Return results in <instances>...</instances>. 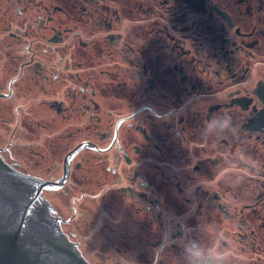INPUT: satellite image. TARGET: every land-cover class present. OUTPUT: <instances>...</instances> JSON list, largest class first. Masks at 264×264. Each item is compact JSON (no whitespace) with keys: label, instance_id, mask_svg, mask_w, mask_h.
Returning a JSON list of instances; mask_svg holds the SVG:
<instances>
[{"label":"flooded vegetation","instance_id":"1","mask_svg":"<svg viewBox=\"0 0 264 264\" xmlns=\"http://www.w3.org/2000/svg\"><path fill=\"white\" fill-rule=\"evenodd\" d=\"M2 128L1 154L25 175L35 150L10 146L39 145L41 181L78 146L50 185L78 248L90 232L76 218L105 214L112 235L130 229L127 242L156 246L151 228L162 232L149 261L131 264H245L235 230L217 225L235 187L239 204L264 185V0H0ZM96 250L104 264L120 258Z\"/></svg>","mask_w":264,"mask_h":264},{"label":"water","instance_id":"2","mask_svg":"<svg viewBox=\"0 0 264 264\" xmlns=\"http://www.w3.org/2000/svg\"><path fill=\"white\" fill-rule=\"evenodd\" d=\"M80 146V145H79ZM71 146L57 178L38 180L12 172L0 156V264H87L65 242L56 208H47L39 184H62Z\"/></svg>","mask_w":264,"mask_h":264},{"label":"rangeland","instance_id":"3","mask_svg":"<svg viewBox=\"0 0 264 264\" xmlns=\"http://www.w3.org/2000/svg\"><path fill=\"white\" fill-rule=\"evenodd\" d=\"M146 39H148L146 37ZM123 108V106H121ZM36 124L37 122H33V126L31 127V135L32 137H35V141H40L41 137L39 134V131L36 132ZM7 138V129L2 128L0 131V144H3L6 142ZM226 139V137H224ZM39 149V145L33 142L28 141V145H19L18 143L14 142L10 146L11 152L18 153L20 155L26 154L29 151L35 150V152H32L31 154H28L26 158V164L22 165V170H29L27 172H35L36 170V165L32 163V161H36L37 158V151ZM30 155V156H29ZM31 162V163H30ZM232 170H237L236 168H233ZM219 172H228V169L220 170L218 169ZM237 173V172H235ZM252 177H256L254 174ZM240 181H246V177L243 179H240ZM237 184V183H236ZM238 185H243L242 187L244 190L248 187L246 184H238ZM258 187L255 189L254 193L251 196H238L239 198V204L234 203L237 201V191L236 192V187L234 188V191L232 190L233 195L230 196L228 200H223L221 204L223 205V215L221 218L223 219V222L220 221V223L217 225V228L219 229V233H228L232 231V229L235 230L234 234V239H235V244L237 246H241L246 248V252L251 253L252 256L245 261V264H264V250L261 252H253L254 250H259L262 249V245L264 244V240L262 238L261 232H264V185L258 184ZM96 191L94 192L97 194L99 192V186L98 184L95 185ZM51 189L46 188L45 192L47 195H51L52 192H50ZM87 199L85 197L82 201ZM89 199H101L99 196L96 197H89ZM107 199H104L106 201ZM234 201V202H233ZM66 206H68V201L65 198ZM82 203V204H83ZM247 205L255 206L256 211H251L248 213V209L246 208ZM254 210V208L252 207ZM60 210H62L63 213H65L66 217H63L62 213L58 211V214L61 215L63 218H67L69 216V210L67 209L65 211L64 207H60ZM259 212L260 213V218L261 221L258 223L255 221V232L252 233L250 232L249 229V223L246 222V217L250 218L251 215L254 217L255 213ZM136 214V213H135ZM214 214H217L214 212ZM78 215V214H77ZM76 215V216H77ZM86 215V216H85ZM75 216V217H76ZM88 216L89 214H84L83 216H78L76 218L77 221H82V227L88 228L90 233L87 234H81L82 232H78L84 239L83 241V249H87V252L85 253V257L87 255L89 261L92 264H104L100 262L103 257L107 256V252H103L101 250H96L97 254H94L93 252L94 247L97 248H107L111 247L113 250V247H117V250L120 253V258L110 261V262H105L106 264H131L133 262H138V261H145L148 262L149 259L154 255V250L157 248L162 241V232L155 230L154 228H151L153 233L155 234L156 237V246H151L148 243H145V240L142 238V235L137 236V240L134 242H127L125 240V236L129 234L130 229L124 225L123 233L119 234L118 236H114L111 233L114 232L115 230L113 228H109V225L107 227L106 224V219L107 215L103 214L102 219L105 221L103 223H96L92 226H89V223L91 221H88ZM136 216H140L136 214ZM124 220L127 221V216L124 217ZM75 222V223H76ZM232 224V228L229 227V225L226 224ZM68 229H70V232L74 233L73 238L79 241L77 238H75L76 233L74 232L75 229L72 228V226H68ZM129 230V231H128ZM65 231V230H64ZM66 232V231H65ZM71 233V234H72ZM233 241L232 237L228 239V242L231 243ZM80 242V241H79ZM114 251V250H113ZM117 252V251H114ZM101 259H98V258Z\"/></svg>","mask_w":264,"mask_h":264}]
</instances>
